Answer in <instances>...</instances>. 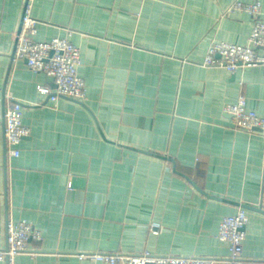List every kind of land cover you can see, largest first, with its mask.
<instances>
[{
    "label": "crops",
    "instance_id": "1",
    "mask_svg": "<svg viewBox=\"0 0 264 264\" xmlns=\"http://www.w3.org/2000/svg\"><path fill=\"white\" fill-rule=\"evenodd\" d=\"M236 1L261 3L264 20V0H0V249L9 222L42 235L0 264L143 251L228 264L220 223L240 209L242 258L264 263V131L225 112L244 99L264 117L263 71L204 64L216 43L249 45L255 19L229 12ZM26 7L34 40L80 49L84 101L52 102L39 87L54 81L11 58ZM12 103L31 131L19 157L5 136Z\"/></svg>",
    "mask_w": 264,
    "mask_h": 264
},
{
    "label": "built area",
    "instance_id": "2",
    "mask_svg": "<svg viewBox=\"0 0 264 264\" xmlns=\"http://www.w3.org/2000/svg\"><path fill=\"white\" fill-rule=\"evenodd\" d=\"M231 11H246L254 19L249 37V45H234L220 42L212 45L205 59V65L223 66L230 73L239 68L261 67L264 77V20L261 19V3L244 4L236 1L229 8ZM37 20L28 7L25 8L21 25L16 35L15 59L25 60L29 69L35 73H43L52 78L55 88L40 86L39 91L47 95L52 102L66 97L79 102L86 98V84L79 75L81 65L80 49L68 38L55 37L50 41H36ZM13 100L12 97H9ZM21 105L10 104L5 110V136L9 153L13 157L20 156L19 144L30 136L29 127L22 121ZM225 112L233 117L238 130L255 132L264 131V117L249 110L244 99L226 107ZM246 210L240 209L236 214L226 216L220 223L219 239L229 244L228 264H245L242 254L248 224ZM160 225L151 227L157 233ZM42 235L30 223L9 222L7 225V247L0 249V262L9 260L20 254L29 253L31 240L41 241ZM81 259H91L107 264H217L220 259L209 257H177L160 256L147 251L141 253H86ZM264 264V263H263Z\"/></svg>",
    "mask_w": 264,
    "mask_h": 264
},
{
    "label": "water",
    "instance_id": "3",
    "mask_svg": "<svg viewBox=\"0 0 264 264\" xmlns=\"http://www.w3.org/2000/svg\"><path fill=\"white\" fill-rule=\"evenodd\" d=\"M11 58L12 59H14L15 58V52H14V54L11 56ZM52 79V78H51ZM53 80V79H52ZM55 88V87H54Z\"/></svg>",
    "mask_w": 264,
    "mask_h": 264
}]
</instances>
